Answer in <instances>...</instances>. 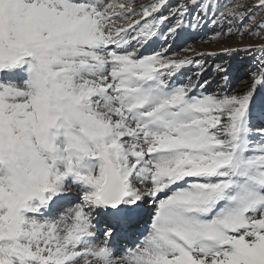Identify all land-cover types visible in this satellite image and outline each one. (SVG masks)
<instances>
[{
	"label": "snow or ice",
	"instance_id": "obj_1",
	"mask_svg": "<svg viewBox=\"0 0 264 264\" xmlns=\"http://www.w3.org/2000/svg\"><path fill=\"white\" fill-rule=\"evenodd\" d=\"M262 9L0 0V74L26 77L0 81V264H264V79L207 93L170 52L201 25L264 33Z\"/></svg>",
	"mask_w": 264,
	"mask_h": 264
},
{
	"label": "rangeland",
	"instance_id": "obj_2",
	"mask_svg": "<svg viewBox=\"0 0 264 264\" xmlns=\"http://www.w3.org/2000/svg\"><path fill=\"white\" fill-rule=\"evenodd\" d=\"M148 2L149 0L137 1L138 4H146ZM171 3L175 5L177 0H171ZM247 3L252 4L255 10V5L258 3V0H247ZM261 18H264V9L256 11V21L259 22ZM220 32L221 29L219 27L214 28L212 24H208L207 26L201 25L198 28L190 30L189 38L186 42L171 45L170 52L175 53L176 58H189L196 61L191 66L185 67L180 79L186 81L191 77L195 80L196 73L200 71L199 65H203L205 70L199 79L201 84H204V81H208V85H204L203 89H206L207 93L222 94L224 91H227L230 94H245L247 91L253 90L252 86L256 80L264 79V76H262L264 67L258 65L259 58L264 55V53L260 52V48L264 47V33H260L259 35H234L231 38L225 35L224 38L217 39L216 36ZM196 33L202 36L197 37L198 35ZM249 46H252L255 52L240 51L237 54H225L223 52L224 48L244 49ZM153 48L158 49L159 44L145 48L144 51L146 53L151 52ZM184 48H191L193 51L185 52L183 51ZM243 59L244 61L237 66L238 61ZM218 65L228 66L229 78L228 76L227 78L223 77L216 71ZM258 68L259 70H257ZM190 71H192V74H190ZM25 78L24 73L20 69L11 73L5 72L0 74V81H13L17 84L22 83ZM214 78L216 79V83L209 86L212 81L211 79ZM228 79L230 81L225 85L224 83ZM256 87L259 88L261 85L257 84ZM199 91L200 89H197V93ZM100 226H103L102 222ZM135 233H137L136 230L131 232V234ZM120 242L126 244L128 241L122 239ZM120 247L124 248L127 246L123 244Z\"/></svg>",
	"mask_w": 264,
	"mask_h": 264
},
{
	"label": "bare ground",
	"instance_id": "obj_3",
	"mask_svg": "<svg viewBox=\"0 0 264 264\" xmlns=\"http://www.w3.org/2000/svg\"><path fill=\"white\" fill-rule=\"evenodd\" d=\"M137 1H140V0H137ZM195 31H196V30H195ZM196 34H197V33H196ZM197 35H198V34H197ZM200 36H202V35H198L197 37H200ZM243 61H244V59L238 61L237 66H239V64L242 63ZM190 74H192V71H190ZM19 76H20V75H19ZM21 76H23V75H21ZM229 77H230V75L228 76V78H229ZM211 80H212V81H211V83H210L209 86H212L214 83H216V79H215V78H214V79H211ZM229 81H230V80L228 79L224 84H225V85L228 84ZM207 85H208V83H207ZM215 85H216V84H215ZM204 91L207 92L206 89H205ZM146 225H147V217H145V222H144V223L138 225L136 228L133 229V230H136L137 233H135V234H130L127 238H125V241H128V242H126V244H125L124 242H123V243L119 242V244H121V245H119V246H122L123 244L126 245V246H131L134 242H136V241L138 240V238L140 237L141 233L144 232V230L146 229ZM133 230H132V231H133Z\"/></svg>",
	"mask_w": 264,
	"mask_h": 264
}]
</instances>
